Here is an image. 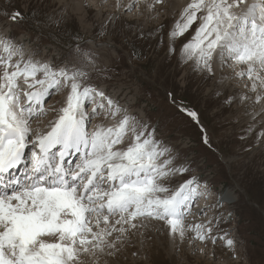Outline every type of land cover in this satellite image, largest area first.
Returning a JSON list of instances; mask_svg holds the SVG:
<instances>
[{
    "label": "snow or ice",
    "instance_id": "1",
    "mask_svg": "<svg viewBox=\"0 0 264 264\" xmlns=\"http://www.w3.org/2000/svg\"><path fill=\"white\" fill-rule=\"evenodd\" d=\"M157 4L164 0H147L146 7L155 10ZM115 7L103 12L105 35L116 34L121 9L133 6ZM4 18L18 24L24 14L17 9ZM133 35L144 38L143 32ZM167 35L172 56L182 38L179 55L195 74L214 78V63L233 69L247 91L226 95L229 107L244 104L251 93L264 113V0H192ZM125 42L127 33L121 36ZM98 61V54L74 45L59 63L50 62L0 32V264H87L84 257L93 264H120L125 249L143 244L152 228L174 240L194 233L196 240L216 242L212 221L185 223L201 189L190 175L191 163L102 87ZM238 65L246 68L236 71ZM61 89L66 90L62 106L46 108L48 97ZM168 96L175 104L173 94ZM176 107L200 128L211 149L199 113ZM49 110L56 118L47 130L34 131L31 121ZM97 116L107 124L92 127ZM177 174L186 178L166 186ZM232 196L222 193L218 203L222 207ZM234 244L228 241V247Z\"/></svg>",
    "mask_w": 264,
    "mask_h": 264
},
{
    "label": "rangeland",
    "instance_id": "2",
    "mask_svg": "<svg viewBox=\"0 0 264 264\" xmlns=\"http://www.w3.org/2000/svg\"><path fill=\"white\" fill-rule=\"evenodd\" d=\"M146 2L0 0V32L16 37L50 62L54 58L59 63L74 45L98 54L97 79L102 87L155 126L157 136L172 146L182 161L191 163L190 175L201 182L198 203L185 223L212 221L215 244L194 239V233H188L182 244L169 238L167 231L152 228L143 244L125 249L120 264H264V137L258 136L264 131L261 104L249 93L244 104L232 103L229 107L226 95L247 91L241 79L234 77L229 67L219 69V73L218 63L213 64L218 65L214 78L195 74L192 64L183 62L179 55L182 38L176 43L177 55L168 53V29L192 0H164V5L157 4L155 10L146 7ZM117 3L123 8L133 6L132 10L121 9L116 34L105 35L107 18L103 12H115ZM17 9L24 14L23 22L13 24L4 18L5 13ZM133 32H143L144 38L137 39ZM124 33L129 42L121 43ZM109 42H115L116 47L110 48ZM245 68L238 65L236 71ZM65 95L66 90H59L48 97L45 107L59 109ZM177 104L199 113L211 149L202 142L200 128L177 110ZM55 118L56 113L49 110L31 121L32 129L43 132ZM101 124H107L102 116L91 120L92 127ZM185 178L177 174L166 186H175ZM204 184L207 191H203ZM222 193H232L236 202L221 207L218 202ZM205 209L206 213L200 215ZM188 237H193L191 242ZM229 240L235 241L233 247H228ZM84 259L93 264L91 257Z\"/></svg>",
    "mask_w": 264,
    "mask_h": 264
},
{
    "label": "bare ground",
    "instance_id": "3",
    "mask_svg": "<svg viewBox=\"0 0 264 264\" xmlns=\"http://www.w3.org/2000/svg\"><path fill=\"white\" fill-rule=\"evenodd\" d=\"M180 3V2H179ZM217 65V64H216ZM217 67H218V65H217ZM217 67H213V68H217ZM221 70V67H220V65H219V68L217 69L218 70V72ZM216 69H215V71H217ZM220 73V72H219ZM224 74V73H223ZM216 75H218V73L216 74ZM225 75V74H224ZM219 76V75H218ZM223 76V75H222ZM216 77V76H215ZM224 77V76H223ZM222 77V78H223ZM220 78H221V76H220ZM225 87V86H224ZM222 88V87H221ZM36 125V124H35ZM236 202V197H235V195L234 196H232V199L230 200V201H228V202H224L223 204H226V205H233L234 203ZM177 242H179V243H182L183 244V242L182 241H180V240H178L177 239ZM185 243V242H184Z\"/></svg>",
    "mask_w": 264,
    "mask_h": 264
}]
</instances>
